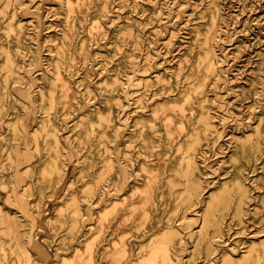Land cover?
<instances>
[{
	"label": "rangeland",
	"instance_id": "1",
	"mask_svg": "<svg viewBox=\"0 0 264 264\" xmlns=\"http://www.w3.org/2000/svg\"><path fill=\"white\" fill-rule=\"evenodd\" d=\"M0 264H264V0H0Z\"/></svg>",
	"mask_w": 264,
	"mask_h": 264
}]
</instances>
